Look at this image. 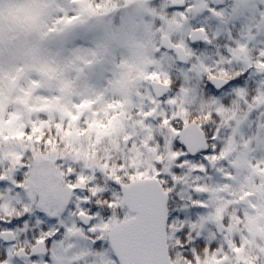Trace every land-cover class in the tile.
I'll list each match as a JSON object with an SVG mask.
<instances>
[{
	"label": "snow or ice",
	"instance_id": "1",
	"mask_svg": "<svg viewBox=\"0 0 264 264\" xmlns=\"http://www.w3.org/2000/svg\"><path fill=\"white\" fill-rule=\"evenodd\" d=\"M0 264H264V0H0Z\"/></svg>",
	"mask_w": 264,
	"mask_h": 264
},
{
	"label": "rangeland",
	"instance_id": "2",
	"mask_svg": "<svg viewBox=\"0 0 264 264\" xmlns=\"http://www.w3.org/2000/svg\"><path fill=\"white\" fill-rule=\"evenodd\" d=\"M160 9H159V7H158V11H159ZM203 19V17H197V18H195L194 20H193V23L195 22H198V21H201ZM210 23V31H215V29H216V25H215V23H213V22H209ZM216 51H217V49L216 48H209V50H208V52H210L211 54L213 53V54H215L216 55ZM216 180H219V177H216Z\"/></svg>",
	"mask_w": 264,
	"mask_h": 264
},
{
	"label": "trees",
	"instance_id": "3",
	"mask_svg": "<svg viewBox=\"0 0 264 264\" xmlns=\"http://www.w3.org/2000/svg\"><path fill=\"white\" fill-rule=\"evenodd\" d=\"M159 7V5L157 6V8ZM195 23V22H194ZM196 23H199V21L198 22H196ZM220 48H222L223 47V44L221 43L220 44V46H219ZM201 50H203V49H201ZM209 50V49H208ZM208 50L204 53V55H206L210 60H212V61H215V59H216V55L215 54H211L210 52H208ZM201 53L198 51L197 52V55H200Z\"/></svg>",
	"mask_w": 264,
	"mask_h": 264
},
{
	"label": "flooded vegetation",
	"instance_id": "4",
	"mask_svg": "<svg viewBox=\"0 0 264 264\" xmlns=\"http://www.w3.org/2000/svg\"><path fill=\"white\" fill-rule=\"evenodd\" d=\"M246 77H244V78H241V79H245ZM253 119H255V117H253Z\"/></svg>",
	"mask_w": 264,
	"mask_h": 264
}]
</instances>
